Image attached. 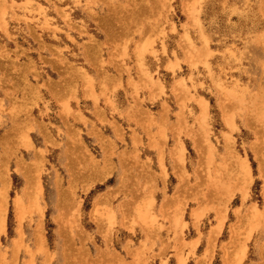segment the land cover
I'll return each instance as SVG.
<instances>
[{"label": "rangeland", "instance_id": "rangeland-1", "mask_svg": "<svg viewBox=\"0 0 264 264\" xmlns=\"http://www.w3.org/2000/svg\"><path fill=\"white\" fill-rule=\"evenodd\" d=\"M0 226V264H264V0H0Z\"/></svg>", "mask_w": 264, "mask_h": 264}, {"label": "bare ground", "instance_id": "bare-ground-1", "mask_svg": "<svg viewBox=\"0 0 264 264\" xmlns=\"http://www.w3.org/2000/svg\"><path fill=\"white\" fill-rule=\"evenodd\" d=\"M119 55H120V54H119ZM27 97H28V96H27ZM38 97H39V96H38ZM203 101H204L205 105H207V101H206V100H203ZM202 106H204V105H202ZM205 107H206V106H205ZM202 111H203V110H202ZM96 113H97V112H96ZM257 113H258V112H257ZM204 115H205V114H204ZM15 127H16V126H15ZM102 146H103V145H102ZM69 152H70V151H69ZM106 157H107V156H106ZM179 160H180V159H179ZM244 164H245V162H244ZM247 164H248V163H247ZM242 166H243V165H242ZM246 168H247V169H245L246 174H249V168H248L247 165H246ZM244 175H245V174H244ZM29 178H30V177H29ZM36 180H37V179H36ZM34 182H35V181H34ZM38 187H39V186H38ZM71 192H72V191H71ZM140 198H141V197H140ZM222 219H223V218L220 217V218H219V221H220V222H221V221L223 222ZM1 221H2V220H1ZM220 222H219V223H220ZM222 222H221V223H222ZM222 224H223V223H222ZM0 227H1V226H0ZM73 228H74V227H73ZM41 237H42V236H41ZM41 237H40V238H41ZM41 239H43V238H41ZM41 242H42V241H41ZM44 243H45V242H44ZM159 251H160V250H159ZM235 263H236V262H235Z\"/></svg>", "mask_w": 264, "mask_h": 264}]
</instances>
